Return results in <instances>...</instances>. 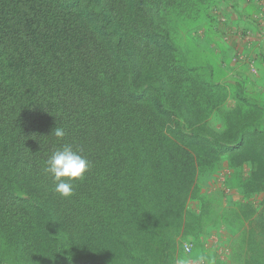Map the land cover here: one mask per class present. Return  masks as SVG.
I'll use <instances>...</instances> for the list:
<instances>
[{
	"label": "trees",
	"instance_id": "trees-1",
	"mask_svg": "<svg viewBox=\"0 0 264 264\" xmlns=\"http://www.w3.org/2000/svg\"><path fill=\"white\" fill-rule=\"evenodd\" d=\"M244 1L261 26L264 0ZM220 3L0 0V264H176L182 238L228 225L234 260L264 264V90L184 38L211 45ZM65 144L91 164L70 199L44 171ZM225 161L246 209L202 192Z\"/></svg>",
	"mask_w": 264,
	"mask_h": 264
},
{
	"label": "rangeland",
	"instance_id": "rangeland-1",
	"mask_svg": "<svg viewBox=\"0 0 264 264\" xmlns=\"http://www.w3.org/2000/svg\"><path fill=\"white\" fill-rule=\"evenodd\" d=\"M221 1L224 3H220L217 6V9L214 10L213 17L216 18V22L212 23V26L216 28L214 29L216 31V36L212 35V37H210L212 44H208V46L206 44L208 37L206 35L204 26L196 30L184 33V38L186 39V41H188V38L191 39L193 41V44H196L198 46L200 45L202 48H204L205 52L207 51L208 53H215L216 56L210 59L213 62L215 68L218 67V62L225 61V71L227 72V78H229L228 80L234 81V79H237V77L243 76L238 75V73L235 74V72L238 71L239 66L242 65L243 60L238 64H235L233 62V60H235V55H233V51H230L229 47L232 45V42L229 39L232 36L234 37L235 35L240 37L241 32L237 33L239 29L235 28L234 26H238L239 24H241V28H247L246 23H242L244 22L242 15L245 9V1ZM224 7H227V9L229 10V16H225ZM208 22V20L205 21V24H207ZM250 28H252V30L250 31L251 36L255 35L254 42L258 41V43H261V40L263 39L261 31L259 29H255V26L253 24H250ZM235 32L237 34L232 35V33ZM241 72H244V70H242ZM214 76L215 79H220L221 71L219 69L215 70ZM230 106L231 103L226 102L223 108L228 109L230 108ZM211 124L215 129H219L221 127V121L217 113H215L211 118ZM252 167L253 166L251 163H247L245 164L244 169L246 172H249ZM221 169V172L216 174L213 179L209 178L207 181H205V183L203 182V180L200 182L203 194H208L209 196L212 195L211 197L215 198L223 197L225 205L229 203L231 206H233L234 203H236L240 208L246 209L248 205L246 203L249 202V197H247L246 194H243L241 191L229 189L236 186V181L239 177L237 176V174L233 173V176L230 177L231 180H229V182H227L225 185L224 178L230 172L228 163L226 161L223 163V167ZM252 196L254 198H252ZM252 196L251 200L256 202L257 205H259V203H262V201L264 200V195L261 193L254 194ZM210 203H212V201H210L208 204ZM190 207L191 209L198 210L200 204L198 201H194L190 203ZM238 232L239 231L235 227H230L229 225L216 226L208 227L205 231H202L200 235H198V238H193L192 235H188L186 238H182V246L185 243H192L194 249L190 254H183L176 264H245L244 260L242 259L240 261L234 260L235 247L240 250L241 245L243 244L241 240L238 241L236 238Z\"/></svg>",
	"mask_w": 264,
	"mask_h": 264
},
{
	"label": "clouds",
	"instance_id": "clouds-1",
	"mask_svg": "<svg viewBox=\"0 0 264 264\" xmlns=\"http://www.w3.org/2000/svg\"><path fill=\"white\" fill-rule=\"evenodd\" d=\"M261 16V15H260ZM246 23V22H245ZM255 26V29H259L262 34V38L264 41V16H263V21L261 26L251 23ZM247 28H249L245 34L244 32H241L245 28H242V30L239 32L240 33V39L246 43H249L251 39L255 38V35L250 34V31L252 28H250V24L248 25L246 23ZM237 34L232 33V35ZM234 38L231 37L229 40L234 43ZM236 53L233 55L235 60L233 62L235 64H238L240 61H242L245 57H243L240 53V51L235 50ZM224 65H226L224 63ZM248 68L253 76H257L259 74V69L254 62L253 59H249L248 61ZM257 92V91H255ZM53 134L59 138L63 139L66 136V132L63 128L61 127H56L54 129ZM91 169V164L90 162L78 152L74 151L70 146L65 144V146L61 149L56 150L53 152L50 157L45 161V169L44 171L49 174L50 176L53 177V182H54V188L53 191L62 199H70L74 195V182L78 180H82L85 176V174ZM186 245H191V251L186 252L185 248ZM183 249V254H190L193 252V244L192 243H185L182 246Z\"/></svg>",
	"mask_w": 264,
	"mask_h": 264
},
{
	"label": "crops",
	"instance_id": "crops-1",
	"mask_svg": "<svg viewBox=\"0 0 264 264\" xmlns=\"http://www.w3.org/2000/svg\"><path fill=\"white\" fill-rule=\"evenodd\" d=\"M245 22H248V21L244 19V22L242 23L244 24ZM239 32L240 31H237V33ZM234 37H235L234 38L235 42L232 43V45L229 47L230 51H233V54H234V52L236 53L235 50H238L240 51L241 55L245 57L243 59L242 65L239 66V69L237 72H235V74L238 73V75H243L245 77L250 75L252 77L253 83H250L249 85L252 86V89H254V91H257V92H259L260 90L263 91L264 90V41L263 39L261 40V43H258V41L254 42L255 38L251 39L249 43H246L242 41L237 35H235ZM249 59H253L259 69V74L257 76L251 75L249 71V68H248ZM242 70H244V72H241ZM252 198L254 197L252 196Z\"/></svg>",
	"mask_w": 264,
	"mask_h": 264
},
{
	"label": "built area",
	"instance_id": "built-area-1",
	"mask_svg": "<svg viewBox=\"0 0 264 264\" xmlns=\"http://www.w3.org/2000/svg\"><path fill=\"white\" fill-rule=\"evenodd\" d=\"M191 248H192L191 245H186V248H185L186 252H190Z\"/></svg>",
	"mask_w": 264,
	"mask_h": 264
}]
</instances>
